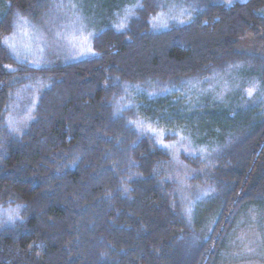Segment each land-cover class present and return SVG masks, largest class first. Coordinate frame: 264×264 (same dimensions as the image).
<instances>
[{
	"label": "trees",
	"instance_id": "16d2710c",
	"mask_svg": "<svg viewBox=\"0 0 264 264\" xmlns=\"http://www.w3.org/2000/svg\"><path fill=\"white\" fill-rule=\"evenodd\" d=\"M1 1L0 264H214L237 214L264 209V106L222 111L201 140L215 143L205 161L214 167L194 181L217 207L201 241L195 212H181L166 179L169 152L137 125L181 126L177 92L214 72L242 68L264 84V55L239 49L250 35L264 43V0H187L190 17L163 30L151 19L176 0H140L124 29L107 26L93 38L92 55L42 64L17 59L1 39L17 16L37 20L59 0ZM37 80L46 86L18 133L8 122L13 95ZM163 87L170 90L157 92Z\"/></svg>",
	"mask_w": 264,
	"mask_h": 264
},
{
	"label": "rangeland",
	"instance_id": "374dc122",
	"mask_svg": "<svg viewBox=\"0 0 264 264\" xmlns=\"http://www.w3.org/2000/svg\"><path fill=\"white\" fill-rule=\"evenodd\" d=\"M185 1L181 0V5L180 1H173L176 4L172 12H160L152 17L151 28L163 30L173 22L183 23L190 17V8ZM246 1L214 0L227 5ZM3 3L0 0V18L5 13ZM139 5L140 0H59L37 20L17 16L13 32L5 35L1 42L19 60L37 64L48 59L79 60L92 55V40L105 27L112 26L117 31L124 29ZM239 49L264 55V43L256 35L241 39ZM45 86V82L37 80L13 95L8 122L16 132L24 130L31 120L38 93ZM169 90V87H163L157 92ZM177 93L183 99L185 108L182 111L187 112L183 117L186 123L183 119L181 126L164 119L160 122L141 119L137 128L152 135L156 143L169 152L166 179L175 183L174 192L181 212L191 219L195 212V223L199 227L195 239L201 241L213 229L217 210L215 206L210 207L212 190L194 181L204 172L210 174L208 170L214 167L207 166L205 161L210 157L209 147L215 143L208 145L201 140L211 125L220 120L222 111L247 112L264 106V84L259 77L246 74L242 68H230L225 74L214 72L194 79L185 90ZM183 156L200 158L202 164L192 167ZM198 203L203 206L197 212ZM261 208L248 206L237 214L214 264H264V209ZM7 211L8 220L15 217V211Z\"/></svg>",
	"mask_w": 264,
	"mask_h": 264
}]
</instances>
